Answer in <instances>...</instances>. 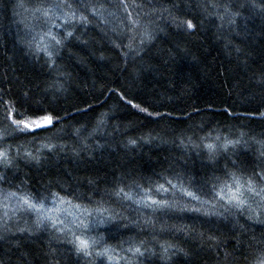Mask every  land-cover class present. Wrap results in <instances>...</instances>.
Instances as JSON below:
<instances>
[{
    "label": "trees",
    "instance_id": "1",
    "mask_svg": "<svg viewBox=\"0 0 264 264\" xmlns=\"http://www.w3.org/2000/svg\"><path fill=\"white\" fill-rule=\"evenodd\" d=\"M39 2L0 0V99L19 101L16 107L21 111L43 108L61 120L51 130L4 142L12 145L13 155L17 146L22 147L21 157L6 171L9 183H0V189L103 200L129 225L127 229L122 224L107 225L94 233L108 237V244L135 237L156 247L151 243L155 235L159 243L168 242L188 253L177 252L171 260L162 261L156 247L158 254L146 255L140 264H251L256 253L264 250V224L243 216L209 220L192 213H169L157 214L159 222L190 225L203 237L153 232L134 226L131 221L141 213L109 193L121 181L144 183L150 178L163 183L162 176L174 178L177 173L202 181L221 175L218 169L225 164L231 168L230 160L251 170L259 148L253 140H264V118L260 117L264 112V0H125L129 5H143L128 10L133 18L139 13L141 25H148L155 36L139 56L127 58L110 42L125 44L131 35L121 31L125 14L120 0H85L102 19L84 12L91 24L79 28L76 36L88 44L85 47L73 39L57 59V68H49L46 58L25 44L29 29L39 31L42 26L33 14ZM173 4L179 5L173 14L191 19L194 31H178L168 22L167 13L153 12ZM121 94L148 108L153 116L128 106ZM5 111L0 103V133L6 128L11 131ZM156 112L170 115L160 118ZM83 127L87 131L74 134ZM213 129L234 139L245 133L247 143L222 156L219 164L210 163L190 145H180V139L193 131L203 136ZM49 138L57 145L51 152L42 148ZM130 139L137 144L129 145ZM37 150L38 163L22 155L24 151L35 155ZM33 219L17 213L9 222L11 231L0 239V264H56L52 250L58 264H100L95 257H77L51 231H17L31 226Z\"/></svg>",
    "mask_w": 264,
    "mask_h": 264
},
{
    "label": "snow or ice",
    "instance_id": "2",
    "mask_svg": "<svg viewBox=\"0 0 264 264\" xmlns=\"http://www.w3.org/2000/svg\"><path fill=\"white\" fill-rule=\"evenodd\" d=\"M123 8L125 20L122 33L128 36L125 44L110 41L112 46L121 51V55L126 58L135 54L137 56L143 51L146 44L155 38L154 32L148 25H141L139 13L133 18V13L129 12V7L140 9L143 5H129L125 0H120ZM216 7V5H211ZM252 7H258L252 4ZM179 5L173 4L171 8L164 7L153 9L160 15L167 13L168 22L178 31L192 32L196 25L191 19H181L173 14V9H178ZM83 9V11H82ZM87 11L93 18L102 19L98 9L85 3V0H40L34 9V18L38 24L42 25L40 30L29 29L30 39L25 41L26 46L34 54H42L46 58L49 68H57V59L61 52L73 40L77 39L85 47L88 41L76 36L79 28H86L91 24ZM111 15V14H110ZM147 15V13H145ZM233 17L239 13L232 14ZM234 23V19L230 20ZM105 23L107 21L105 20ZM137 30H139L137 32ZM113 32L116 29H112ZM106 35V34H105ZM123 49H127L124 51ZM61 76L67 75L61 72ZM120 99L131 108L151 117L153 113L146 107H141L132 99H125L123 94ZM5 108V119L8 127L0 133V169L5 170L0 173V183H9L6 171L11 169L16 160L21 157V147L17 146L15 155L11 144L4 143L19 135L35 136L39 131H48L59 123L61 117L54 116L51 112L43 108L26 109L21 111L16 105L19 101H3ZM227 111V110H226ZM229 115H238L228 113ZM169 113L156 112L155 116L164 118ZM14 116L20 117L19 119ZM264 118V112L260 113ZM102 123V121H100ZM87 131L86 127L75 129V135L79 136ZM213 132L216 134L213 135ZM245 133H240L238 138L224 135L213 129L203 136H197L193 131L191 136L185 135L180 139L182 147L189 145L203 152L210 163L219 164L222 156H227L229 152H235L238 146L246 144L243 140ZM140 139H144L141 137ZM187 140V144L185 143ZM259 148L256 152L255 160L251 170L241 168L235 160H230L231 168L225 164L218 169L221 175H212L202 181H197L195 177H185L177 173L174 178L162 176L163 183L146 178L144 183L135 180L128 184L121 181L114 185L109 193L110 198H114L122 204L135 206L137 212L141 213L137 220L131 223L143 229H151L153 232H180L187 234H197L190 225H176L159 222L157 214L167 215L169 213H192L198 217L211 220L228 219L229 217L243 216L247 221L264 224V140H253ZM129 145L135 146L136 139H130ZM57 147L50 142L44 143L42 148L49 152ZM23 157L29 161L39 162L41 157L39 150L37 154L24 151ZM175 179V182H174ZM179 194V199L177 198ZM15 203L9 208V202ZM104 201H95L92 197L81 198L80 196H62L58 192H49L46 195L41 193L25 192L23 189L9 191L0 189V205L3 206V214L0 215V239H5L11 231L9 222L17 213L34 217L32 225L26 228H18L19 232L32 234L38 231H51L58 242L66 241L77 257L91 260L93 257L100 260V264H140L141 258L146 255H157L156 247L159 248V256L162 261H169L172 255L177 252L187 256L183 249H177L175 245L168 242L159 243L156 236L152 237L151 243L156 247H150V242L145 239L129 237L122 240L118 245L107 243L108 237L95 234L98 230L107 225H118L127 229L128 224H123L126 218L121 213L114 211L110 207L104 206ZM95 205V206H93ZM11 211L12 215H9ZM148 213V215H144ZM159 222V226H158ZM197 235L203 237V233ZM212 239V237H209ZM53 258L58 264L55 250H52ZM251 264H264V250L256 253Z\"/></svg>",
    "mask_w": 264,
    "mask_h": 264
},
{
    "label": "rangeland",
    "instance_id": "3",
    "mask_svg": "<svg viewBox=\"0 0 264 264\" xmlns=\"http://www.w3.org/2000/svg\"><path fill=\"white\" fill-rule=\"evenodd\" d=\"M14 203H15L14 201L9 202V208H11ZM1 213H3V206L2 205H0V214Z\"/></svg>",
    "mask_w": 264,
    "mask_h": 264
}]
</instances>
